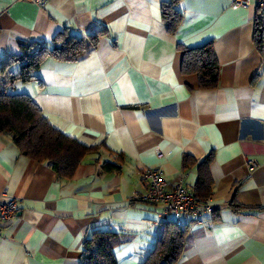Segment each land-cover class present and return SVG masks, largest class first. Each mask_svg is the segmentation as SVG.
<instances>
[{
  "label": "crops",
  "instance_id": "1",
  "mask_svg": "<svg viewBox=\"0 0 264 264\" xmlns=\"http://www.w3.org/2000/svg\"><path fill=\"white\" fill-rule=\"evenodd\" d=\"M166 1L49 0L38 7L0 0V63L20 53L19 43L50 45L64 28L96 38L76 61L47 58L36 81L14 85L55 129L95 150L63 180L0 135V197L18 199L19 209L0 221V264H79L84 239L96 231L125 235L117 264H143L163 228L151 223L159 208L133 196L145 192V168H160L170 184L180 180L215 206L186 231L174 264H264L258 11L230 0H176L182 19L168 33L160 10ZM206 44L218 65L211 88L181 71V48ZM107 163L113 169L104 172Z\"/></svg>",
  "mask_w": 264,
  "mask_h": 264
},
{
  "label": "trees",
  "instance_id": "2",
  "mask_svg": "<svg viewBox=\"0 0 264 264\" xmlns=\"http://www.w3.org/2000/svg\"><path fill=\"white\" fill-rule=\"evenodd\" d=\"M177 1L162 3L161 17L168 33H174L182 14L176 8ZM258 11V10H257ZM258 11L254 23L253 43L256 50L264 55V18ZM96 38L84 41L67 31H59L50 41L19 43L20 53L0 63V135L7 137L18 151L38 162H45L55 171L59 179H70L78 164L95 148H87L76 139L55 129L45 118L41 109L25 94L13 93L17 82L36 81V72L47 58L58 61H76L86 50V43L95 48ZM181 71L184 74L197 73L201 86L214 87L217 81V61L212 44L195 49L181 48ZM17 64L19 71L12 74L9 68ZM102 171L113 169L111 164H103ZM195 194H197L194 191ZM200 197H205L197 194ZM161 237L149 252L143 264H174L182 254L184 237L189 227H176L172 221L163 223ZM124 234L112 231H96L82 243L79 264H117L115 249L125 242Z\"/></svg>",
  "mask_w": 264,
  "mask_h": 264
},
{
  "label": "built area",
  "instance_id": "3",
  "mask_svg": "<svg viewBox=\"0 0 264 264\" xmlns=\"http://www.w3.org/2000/svg\"><path fill=\"white\" fill-rule=\"evenodd\" d=\"M38 7H45L49 0H30ZM236 6L255 7L264 13V0H230ZM162 157L161 153L157 154ZM250 165H253L251 163ZM144 183L142 195L134 193V197L159 208L153 224L172 221L176 227L201 225L204 216L211 214L215 206L208 197H200L186 188L180 180L170 184L160 168H145L139 174ZM18 199L0 197V221L9 222L18 214Z\"/></svg>",
  "mask_w": 264,
  "mask_h": 264
}]
</instances>
